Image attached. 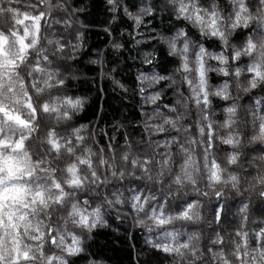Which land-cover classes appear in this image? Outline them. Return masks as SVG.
I'll use <instances>...</instances> for the list:
<instances>
[{
    "label": "clouds",
    "instance_id": "clouds-1",
    "mask_svg": "<svg viewBox=\"0 0 264 264\" xmlns=\"http://www.w3.org/2000/svg\"><path fill=\"white\" fill-rule=\"evenodd\" d=\"M0 264H264V0H0Z\"/></svg>",
    "mask_w": 264,
    "mask_h": 264
}]
</instances>
